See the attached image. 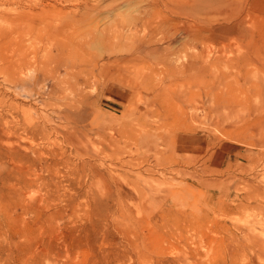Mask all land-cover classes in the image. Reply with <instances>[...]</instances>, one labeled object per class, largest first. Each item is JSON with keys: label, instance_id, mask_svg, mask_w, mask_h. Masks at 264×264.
<instances>
[{"label": "rangeland", "instance_id": "374dc122", "mask_svg": "<svg viewBox=\"0 0 264 264\" xmlns=\"http://www.w3.org/2000/svg\"><path fill=\"white\" fill-rule=\"evenodd\" d=\"M151 1L0 75V264H264V0Z\"/></svg>", "mask_w": 264, "mask_h": 264}, {"label": "bare ground", "instance_id": "6f19581e", "mask_svg": "<svg viewBox=\"0 0 264 264\" xmlns=\"http://www.w3.org/2000/svg\"><path fill=\"white\" fill-rule=\"evenodd\" d=\"M46 1L47 0H0V65H2L0 66V75L3 74L6 77H11V76L13 77V75L15 76L18 75L22 77L23 75H25V69L29 67L26 61L27 59L26 56L28 55L29 53L28 51L30 49H33L34 52H36L37 50L40 51L39 53L40 54L42 53L43 56L46 55L47 53H50L53 48L59 54H64V53H67L68 51L75 52L74 50H76V52L84 53L86 52V49L88 50L92 48L93 44L94 46H96L95 44L99 43L98 41L100 37L98 34L99 30L97 29V27H94V26L88 27L89 35L87 31L86 32L84 31V29H82V34L76 37H74L75 36L74 34H73L74 36L73 35L69 36L67 32L71 31L72 33H75L77 35L78 34L77 31H79L83 26L95 23L99 17L98 12L99 10H101L100 3L102 0H50V1H54L53 3H56V4L57 3L61 5L65 4V6L70 5L69 10L66 12H62V10L55 11V8L53 6H50V4H46ZM152 1L151 3L153 4ZM43 6L47 7V9H45ZM36 9H39L40 12H35ZM112 11H114L113 8H112ZM141 19L132 18L128 20L127 22L132 23V24L134 23L137 26L138 23L141 22ZM97 22L96 24L98 25ZM86 29L87 28H85V30ZM49 30H52V33H49L48 32ZM42 51L46 53L44 54V52ZM37 54L38 53L36 52L35 55L33 54L32 55L37 56ZM72 56L70 55V57ZM42 57H39V58H42ZM29 58H31V55ZM53 58L55 57L53 56ZM41 60L42 61L40 65H37L35 63L37 66V69H35V71L39 70V73H43L44 75L45 74L49 75L47 71L51 70L52 72L51 71L50 72L52 74L53 72H57L58 69L60 68V67L52 68L51 66L52 62H49V61L47 62L45 59L44 60L41 59ZM81 64L83 63L81 62ZM84 69H86L85 66H84ZM74 71L73 73H75ZM99 71L97 72V74L99 73ZM89 72L91 73V71ZM67 74H70V72Z\"/></svg>", "mask_w": 264, "mask_h": 264}]
</instances>
